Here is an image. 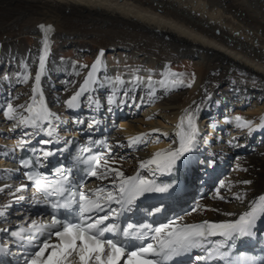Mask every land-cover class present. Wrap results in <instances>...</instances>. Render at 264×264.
I'll list each match as a JSON object with an SVG mask.
<instances>
[{
  "label": "bare ground",
  "instance_id": "1",
  "mask_svg": "<svg viewBox=\"0 0 264 264\" xmlns=\"http://www.w3.org/2000/svg\"><path fill=\"white\" fill-rule=\"evenodd\" d=\"M40 25L51 26L52 31L45 34ZM45 35L50 48L36 102L42 94L46 107L58 117L52 122L58 139L66 136L63 127L82 124L81 112L86 108L94 113L89 123L104 119L100 110L107 108L104 116L109 113L111 120L119 118L121 122L116 131L95 137L108 146L103 158L109 160L108 167L119 169L125 177L153 172L155 165L142 169L141 163L156 152L179 146L181 136L190 131L187 112H191L197 129L194 150L177 163H186L197 155L203 161L213 156L218 167L234 159L237 172L233 170L227 179L235 191L215 186L203 202L192 205L182 216L183 221L234 220L248 210L254 198L264 194V0H0V120L9 122L3 114L8 103L19 106L33 102ZM57 44L77 53L94 50L96 58L104 51L97 83L80 97L74 109L64 102L79 90L89 68L60 56ZM107 51L115 52L114 56L105 57ZM182 56L189 57L195 67L190 87L177 83L167 72L169 61ZM117 76L124 84L113 83ZM134 77L142 80L135 81ZM109 98L115 103L108 104ZM236 99L241 101L228 104ZM221 103L224 105L220 108ZM80 106L85 109L79 110ZM232 108L242 109L239 117L252 122L251 131L238 126V115L227 114ZM141 111L143 114L137 115ZM219 117L222 121L211 126L217 128V135L214 133L213 138L212 132L205 134L206 123ZM14 124L8 130L0 128V186H11L5 190L8 199L0 201V206L15 201L9 193L24 184L13 155L23 133L32 129L13 131ZM152 130H158L160 140L145 147L140 133ZM136 133L141 142L133 144ZM130 134L134 137H126ZM8 135L18 137L17 142L9 141ZM36 137L50 139L44 133ZM122 147L129 153V162H120L112 154ZM246 180L251 183H241ZM95 181L109 184L108 180ZM27 192L25 188L15 195ZM237 194L244 196L243 200L235 199ZM9 209L6 217L0 218V228L15 215Z\"/></svg>",
  "mask_w": 264,
  "mask_h": 264
},
{
  "label": "snow or ice",
  "instance_id": "2",
  "mask_svg": "<svg viewBox=\"0 0 264 264\" xmlns=\"http://www.w3.org/2000/svg\"><path fill=\"white\" fill-rule=\"evenodd\" d=\"M45 34L52 31L51 26H39ZM47 35L43 42V54L39 57V70L35 74V87H33L32 103L14 106L7 104L4 116L10 121H15L11 130L16 128H31V132H24L17 142L21 150L31 143L37 135L44 133L50 139L37 141L40 145L59 143V139H51L54 136L53 120L58 117L45 105L42 94L39 102H36V94L39 91L41 75L45 69V61L49 52ZM101 50L96 60L88 67L87 77L79 90L76 91L64 103L67 108L74 109L79 106V99L93 84L97 83V73L101 70ZM28 76L24 77L27 81ZM151 81V76L147 78ZM135 81L142 80L134 77ZM124 84V80L117 76L113 82ZM191 86L190 84L188 85ZM128 93L124 92L126 96ZM91 99V97H89ZM98 103V102H97ZM112 98L108 104H113ZM22 109V111H20ZM111 111V109H109ZM187 111V110H186ZM190 131L182 135L179 146L169 149L167 152H156L152 159L142 162L143 169L148 165H155V172L171 173L186 153L192 152L195 146L197 129L192 121V113L187 112ZM239 127L249 128L251 121L243 120L237 116ZM183 120V118H182ZM95 121L88 124L91 129ZM264 126V123H262ZM158 131V130H154ZM143 135V134H142ZM29 137V139H25ZM141 142V137L133 138L131 143ZM65 143H72L65 141ZM93 143H100L93 141ZM88 147H83L77 152L74 160L89 164L86 173L89 177H95L101 181L108 180V185H100L94 190L85 191L83 184L72 182V168L61 165L49 176L39 171L45 166L54 151L45 148H33V153H38L34 158L23 159L21 167L29 169L24 172L25 178L32 183L35 189L32 206L47 205L53 209V213L64 209L72 214L71 218L63 219L52 214L49 221L31 220L26 226H20L15 230L0 228V232L8 233L12 243L20 246L28 245L31 251L23 255L24 264H185L179 258L188 256L191 261L211 264L212 261H220L223 264H257V258L239 252L233 255L236 241L243 238H253L256 235L258 225L264 222V194L254 198L248 205V210L239 214L238 218L229 221L185 224L183 218L169 220L167 223L153 227L151 224L137 226L128 223L121 228L117 222L124 212L131 211L136 201L146 193H163L168 191L171 184H157L154 179L135 175L125 177L119 169L108 167L109 160L99 156H83L88 152ZM110 152V150H109ZM250 184L251 181H242ZM28 185L21 184L9 195L15 197V202L25 199L24 196H16ZM11 186H0V193H4ZM223 198V197H221ZM244 196L237 194L235 199L243 200ZM117 205L118 207H113ZM12 207V202L0 206V218L6 217L7 210ZM160 212V208L155 209ZM192 211H196L195 208ZM191 214V213H189ZM228 216L234 213H224ZM119 235L121 239H113ZM220 237V239H213ZM138 243L131 244L128 241ZM203 254L193 255V252Z\"/></svg>",
  "mask_w": 264,
  "mask_h": 264
},
{
  "label": "rangeland",
  "instance_id": "3",
  "mask_svg": "<svg viewBox=\"0 0 264 264\" xmlns=\"http://www.w3.org/2000/svg\"><path fill=\"white\" fill-rule=\"evenodd\" d=\"M58 46H59V44L56 45V47H58ZM58 52H59L60 56H62V57L72 58L75 61H78V62H80V63H82L84 65H88V66H90L95 61V58L97 56V55H95V52L96 51H94V50L93 51H85V52H79V53H77L75 50H73V48H71L69 46H66V45H63L62 47H58ZM114 54H115V52L107 51V52H105V57H109L110 58V57H113ZM167 72H168V74L177 83L189 85L190 83L193 82L192 80H193L194 73H195V67L193 65V61H191V59L189 57L182 56L181 58H179L177 60H173V61L171 60V61H169L168 68H167ZM86 110H88V108H86ZM105 110H106V108H105ZM83 113H84V116L83 117L90 116V112L89 111H87V112H84L83 111ZM208 113H209V116L212 115V112L211 113L208 112ZM142 114L143 113L141 111L137 115H142ZM213 115H214V113H213ZM237 115L238 116H241V114H239V113ZM222 119H223V117H219L216 121L214 120V121H210L211 123L210 122L206 123V125H205L204 128H205V130L207 132L205 131V134H209L210 132H212V135L211 136L214 138L215 135H213V134H214V130L216 128H213V129L211 128L212 122L214 123V122H217V121H222ZM8 121L9 122H7V120H0V128L1 129L3 128L2 130H5V129L8 130L9 129V126H11V125H13L15 123V121H10V120H8ZM133 135H135V137H141V136L143 137L144 136V138H145V141H144L145 147H147L148 145H150V143H153L156 140L157 141L160 140L159 139L160 136L158 135L159 138H157L158 136L156 135V131H154V130L149 131L147 133H142L141 132L140 133L141 136L140 135L138 136L137 133L136 134H133ZM133 135L130 134V135H127L126 137H132ZM257 138H258V136H257ZM122 151L123 150L120 149L119 152H118V154H117V156H116L117 159H118V161L124 162L126 160L127 162H129L130 156H127V154L129 155V153L128 152H125V154H124V153H122ZM229 162L231 163V167H229L230 172L225 177V181H226L225 184L224 185H221L220 187H222L224 190H227V192L228 191L233 192V191H235V188L233 187V189H232V186L229 184L230 182L227 181V179L229 178V175L231 173H233L232 172L233 170H234V173L237 172V170L235 171V169H236V161L234 159H232V161L230 160V161H228V163ZM1 199H3V198H1Z\"/></svg>",
  "mask_w": 264,
  "mask_h": 264
}]
</instances>
